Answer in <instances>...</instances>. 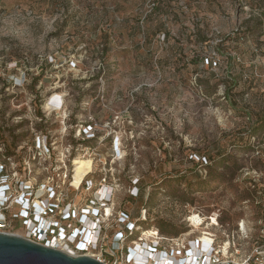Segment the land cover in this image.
<instances>
[{
	"label": "rangeland",
	"instance_id": "obj_1",
	"mask_svg": "<svg viewBox=\"0 0 264 264\" xmlns=\"http://www.w3.org/2000/svg\"><path fill=\"white\" fill-rule=\"evenodd\" d=\"M54 93L66 117L45 106ZM263 109L264 0H0V158L20 152L39 182L106 176L111 229L129 211L154 236L226 245L264 201V178L250 179L264 170ZM91 116L99 140L82 141L74 128ZM43 133L51 157L18 141Z\"/></svg>",
	"mask_w": 264,
	"mask_h": 264
},
{
	"label": "built area",
	"instance_id": "obj_2",
	"mask_svg": "<svg viewBox=\"0 0 264 264\" xmlns=\"http://www.w3.org/2000/svg\"><path fill=\"white\" fill-rule=\"evenodd\" d=\"M62 96V93L52 94L46 101L51 105L47 107L45 103V106L58 116L66 117ZM63 111L65 115L62 114ZM76 127L74 131L76 129V135L82 141L99 140L98 126L93 116L88 120L79 121ZM261 133H257V137ZM255 137L254 135L253 139ZM49 140L48 133L32 139H18L34 144L41 154L51 157ZM5 141L8 140H0L4 144ZM256 143L255 155L264 158V142L258 140ZM89 145L86 144L85 147L88 148ZM29 160L33 161V158ZM29 173V161L24 159L20 152L14 156L0 158L2 232L16 234L5 230L19 229L23 232L20 236L24 238L73 256L88 255L105 264H155L157 261L158 264H264V216L261 212L264 210V201L262 204H255L261 209L256 216L245 210L244 216L237 222V236L229 239L226 245L218 246L214 233L210 234L212 242H204L200 238L198 241L184 244V233L171 237L163 235L159 230L156 236L154 232L144 234L145 229L151 227L142 228V225H137V219L132 218L126 211H123V216H119L118 221L112 223L111 229L109 221L113 214L110 204L113 203L115 187L108 182L106 176L96 177L92 169L84 175L79 185L74 184V176L69 178L67 174L64 180L57 181V175L52 171L47 180L39 182L29 179ZM248 174L250 172H246L245 176ZM262 178L264 170L253 171V174H250L252 186L257 187ZM60 182L66 187L63 188ZM132 186L130 194L138 195L136 183ZM257 203L260 201L257 200ZM244 208L248 209L249 205ZM212 214L206 216L212 225L217 227L221 220L218 213L213 211ZM195 215L200 216L201 220L202 216H205L202 211H197ZM165 238L182 242L183 245L179 249L166 248L163 245ZM237 240L242 242L237 244ZM112 244L117 247L113 248ZM97 250L103 254H91Z\"/></svg>",
	"mask_w": 264,
	"mask_h": 264
},
{
	"label": "water",
	"instance_id": "obj_3",
	"mask_svg": "<svg viewBox=\"0 0 264 264\" xmlns=\"http://www.w3.org/2000/svg\"><path fill=\"white\" fill-rule=\"evenodd\" d=\"M0 264H105L88 255L73 256L17 234L0 231Z\"/></svg>",
	"mask_w": 264,
	"mask_h": 264
},
{
	"label": "bare ground",
	"instance_id": "obj_4",
	"mask_svg": "<svg viewBox=\"0 0 264 264\" xmlns=\"http://www.w3.org/2000/svg\"><path fill=\"white\" fill-rule=\"evenodd\" d=\"M51 104L49 103V102H47L46 103V106L47 107H49ZM62 114L63 115H65V112L63 111L62 112ZM90 161V160H89ZM81 165H83L84 164V162H87V160H81V161H78ZM92 167V166H91ZM91 170V168L88 170V171H86V172H82V169H80V168H78L77 167V184L79 185V183L82 181V179L84 178V175L87 173V172H89ZM76 183V182H75ZM192 219L194 220V221H196L197 223L198 222H200L201 221V218H200V216H197V215H193L192 216ZM153 231L152 230H150V229H145V231H144V234H149V233H152ZM207 233H205V235L203 236V237H201V239L200 240H203L204 242H212L213 240H212V238L210 237V236H208V235H206ZM155 264H158V261L155 263Z\"/></svg>",
	"mask_w": 264,
	"mask_h": 264
},
{
	"label": "trees",
	"instance_id": "obj_5",
	"mask_svg": "<svg viewBox=\"0 0 264 264\" xmlns=\"http://www.w3.org/2000/svg\"><path fill=\"white\" fill-rule=\"evenodd\" d=\"M210 62V61H209ZM262 130H264V109L259 113V115L257 116V120H256V129H255V133H260ZM132 196V195H131ZM261 212L263 213L264 216V210H261ZM128 213H131L128 211ZM142 225V224H140ZM158 228V227H157ZM158 230L163 234L164 230L163 228H158Z\"/></svg>",
	"mask_w": 264,
	"mask_h": 264
}]
</instances>
